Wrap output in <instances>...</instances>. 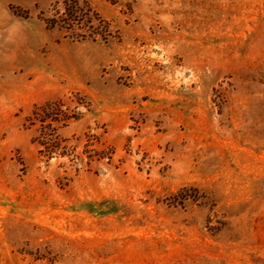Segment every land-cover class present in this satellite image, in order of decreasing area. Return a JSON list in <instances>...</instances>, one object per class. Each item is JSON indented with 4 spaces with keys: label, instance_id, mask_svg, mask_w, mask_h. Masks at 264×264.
I'll use <instances>...</instances> for the list:
<instances>
[{
    "label": "rangeland",
    "instance_id": "374dc122",
    "mask_svg": "<svg viewBox=\"0 0 264 264\" xmlns=\"http://www.w3.org/2000/svg\"><path fill=\"white\" fill-rule=\"evenodd\" d=\"M0 264H264V0H0Z\"/></svg>",
    "mask_w": 264,
    "mask_h": 264
}]
</instances>
